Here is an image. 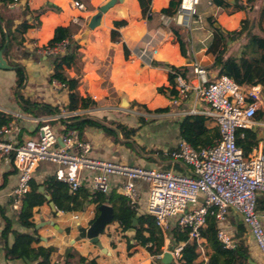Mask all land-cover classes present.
<instances>
[{
  "label": "crops",
  "instance_id": "crops-1",
  "mask_svg": "<svg viewBox=\"0 0 264 264\" xmlns=\"http://www.w3.org/2000/svg\"><path fill=\"white\" fill-rule=\"evenodd\" d=\"M76 1L83 3L87 8L92 6V10L88 11L86 9L82 11L76 8L74 5ZM108 1L20 0L7 6L0 2V13L4 18V28L6 31H11L14 37L10 52L8 55H4L7 63L13 68L11 70L0 69V112L13 116L16 119L15 125L18 129V132L15 136L10 137V140L14 139L18 143H23L27 139L36 138V130H38L39 126L38 120H50L58 136L64 134L65 125L61 119L54 120L55 116L35 117L21 109L16 98V64L21 65L25 69L26 87L23 90L25 97L36 102L52 104L62 109L67 107L69 103L68 91L63 90L60 93H56L50 86V75L54 68L53 59L40 58L36 51L39 47L48 45L58 27H68L75 24L76 19H79V25L85 32L80 34L81 36H78V39L84 37L83 41L87 42L88 46L85 49H81L80 63L78 62V65L68 70V74L80 80L81 93L84 97H91L97 102V106L87 110L76 111L74 112L76 114L68 116L64 120H69L75 116L95 117L107 121L108 125L114 122V124L119 123L128 128H135L137 129L136 135L141 132L143 125L146 124L145 127H148L149 123L150 125L155 124L159 129H164L161 131L162 133L160 132L161 136L159 137L161 144L165 143L162 146L163 148L155 144L152 149L143 150V144L135 141L137 148H134L135 151H133L126 144L116 143L113 137L108 136L103 130L97 128L86 129L82 140L90 143L92 148L91 156L96 159L118 161L117 159L123 156L127 159L128 165H138L152 169L160 167L165 169V167L171 165V170L178 173H183L182 171L186 173L188 167L179 163V166L175 168L177 162L165 155V153L177 148L180 140L179 123L184 117L192 115L211 118V127L217 126V123L208 114V107L200 100H197L193 93L188 94L185 99H179L178 103L174 104L173 100L175 99L160 93L159 88L169 86V75L176 72L171 67L184 69L189 66L187 79L192 84H198L193 65H186L187 58H190L192 62L194 61V65L198 64L200 59L205 61V69H210L213 66V57L206 54L213 38V33L208 31L204 23L209 18L218 20L220 22L219 27L222 26L227 32L239 31L243 21L249 20L247 32L240 39L228 43L230 55L241 56L251 35H258L264 38V33L261 29L264 23L261 24L259 17V9L263 6L264 0H256L253 8L248 7L246 10L241 11H237L234 8L236 0H227L230 5L229 8L218 7L214 3L215 0H199L200 4L196 7L197 17L195 19L197 25L191 26L193 30L191 33V44H189L191 39L185 33L188 40L187 56L182 55L180 46L171 32V26L176 23V17L172 18L160 14L162 9L168 7L171 0H152V10L157 13L158 17L150 22L141 9L139 0H124L123 3L116 4L108 13L103 15L99 27L95 30H89L86 25L90 22L91 17L97 13L100 6ZM238 1L243 5L247 3V0ZM117 22H121L122 25H116ZM24 23H27L31 28L22 34L18 32L17 28ZM113 30L120 34L118 42L112 41ZM247 51L252 52L249 49ZM205 71L211 80L217 78L215 71ZM263 72V67L253 69L255 76H259ZM242 88L245 91L253 88L260 91V99L258 101L253 100L257 104V114L252 125L247 128V130L257 135L258 145L248 156L252 157L264 144V91L260 85L256 87L243 86ZM118 100H120L121 108L117 107ZM124 100L127 101L128 105L131 103H134V105H145L148 111L156 114L150 115V117L157 119L152 122L153 119H147L144 116H140L138 119L134 116L125 117L120 114V109L125 110ZM168 107L170 109L169 112H155L157 109ZM192 109L199 113L190 114ZM64 113L68 114L69 112ZM141 118L144 119V123L140 122ZM113 128L115 127L113 126ZM156 149H159L158 152ZM60 168L63 167L54 163H40L35 170L33 179L43 184L48 177L55 175ZM13 170L14 166L9 160H4L1 163L0 185L3 182L2 176ZM113 180L112 183L115 186L113 190H117L120 193L116 185V179ZM17 182L18 174L16 172L9 176L6 187L0 190V208L14 222L16 231L28 232V230L21 229L16 224L19 211L14 206L12 192ZM42 188L44 191L42 193H45L44 186L40 190ZM261 199V210L259 213L264 226V197H261ZM109 207L113 209L112 205H109ZM56 210V212L53 211L49 201L44 206L35 209L37 230H39L42 244L55 249L54 263L67 264V256L70 254L69 248L71 247L70 242L78 235L77 226L88 227L90 225L89 222L93 219L95 213L94 206H88L85 212L69 214H65L57 208ZM77 216L78 219L76 220L75 217ZM239 222H243L241 215L230 209L223 228L232 237L235 243L234 248H236V241L234 240L237 230L236 225ZM4 226L5 222L0 209V264H26L22 260L6 261L4 255L5 247L13 244L14 237L10 235L7 241L4 239L2 235ZM219 226L218 222V228ZM244 238L249 248V263L252 261L255 264H264L263 255L247 232ZM77 244L73 246L72 251L77 250L79 254L92 258V253L89 252V248L86 245L77 247ZM85 247L87 251L85 249L84 252H81V249ZM172 250L173 248L169 246L166 252L171 253ZM197 251L200 254L198 262L201 264L209 263V258L213 251L205 239L202 240ZM87 252H89L88 255H86ZM163 255L158 256L160 261H156L157 263L155 264H180L175 258L172 261H162ZM70 261H72V264H77L75 259ZM101 264H104L102 260Z\"/></svg>",
  "mask_w": 264,
  "mask_h": 264
},
{
  "label": "built area",
  "instance_id": "built-area-1",
  "mask_svg": "<svg viewBox=\"0 0 264 264\" xmlns=\"http://www.w3.org/2000/svg\"><path fill=\"white\" fill-rule=\"evenodd\" d=\"M19 1L14 0L13 4ZM199 4V0H182L176 23L187 25L196 15ZM74 5L86 10L79 1ZM74 23L80 24L79 19ZM69 44L64 40L53 46L39 47L36 54L40 58L55 59L67 53ZM193 67L198 80L196 85L182 73L173 72L178 92L173 103L193 93L208 107V114L217 123L221 138L214 146L200 150L180 139L175 150L165 153L174 162L188 167L186 174L96 159L91 156L90 143L83 141L76 130L58 136L50 120H38L37 137L19 144L10 140L18 132L14 122L0 131V165L9 160L17 171L18 182L12 192L15 208L21 209L38 165L50 162L63 167L56 171V179L66 183L72 192L87 188L91 192L110 193L115 187L113 179H116L120 193L132 205L140 209L144 205L143 210L156 219L164 235L179 228L188 232L190 240L199 245L207 219L215 213L220 225L219 240L225 249L235 247L232 237L223 228L228 211L232 209L241 215L248 235L264 258V226L257 211L258 197L264 195V144L254 156L247 158L237 145L238 130L249 128L258 111L257 104L249 100L258 101L260 91L256 88L245 91L227 75L211 80L199 64ZM50 86L56 93L67 89L57 80L50 81ZM69 113L55 115L54 120L76 114ZM197 113L195 109L190 111V114ZM183 249V244L173 248V258L179 260Z\"/></svg>",
  "mask_w": 264,
  "mask_h": 264
},
{
  "label": "trees",
  "instance_id": "trees-1",
  "mask_svg": "<svg viewBox=\"0 0 264 264\" xmlns=\"http://www.w3.org/2000/svg\"><path fill=\"white\" fill-rule=\"evenodd\" d=\"M255 1L256 0H247L246 5H243L236 0L234 8L237 11L246 10L248 7L253 8ZM0 2L4 6H7L13 4L14 0H0ZM181 3L182 0H171L168 7L162 9L160 14L172 18L177 17L181 8ZM214 3L221 8L230 7L227 0H215ZM139 4L149 22L158 17L157 13H154L152 10V0H139ZM259 17L261 24L264 23V4L259 9ZM208 21L211 22L213 27V38L208 46L206 54L213 57L214 63L213 66L207 70L215 71L217 77L227 75L242 87H256L260 85L264 91V72L259 76H255L253 73V69L256 67L264 68V38L258 35H251L244 52L241 56L236 57L229 54L228 43L240 39L241 36L247 32L250 23L249 20L243 21L241 29L233 32H227L222 27L216 28L214 26L216 21L213 18H209ZM3 23L4 18L0 13V51H3L4 55H8L14 37L11 31L5 30ZM116 25L119 26L122 25V23L117 22ZM29 28L31 27L27 23H24L17 29L18 32L23 34V32L27 31ZM261 29L264 33V26H262ZM80 30V25L75 24L68 27H58L55 30L54 37L48 43V45L53 46L64 40L70 42L67 53L53 60L54 68L50 75V81L57 80L66 86V90L69 94V103L67 107L62 109L52 104L36 102L25 97L23 95V90L26 87L25 69L21 65L16 64V90L18 91L16 92V98L24 112L35 117H46L60 115L64 112L71 113L87 110L97 106V102L91 97H84L81 93L80 80L68 74V70L78 65L80 52L81 49H83V44L79 43L78 39L74 37ZM171 32L180 46L182 55L187 56L188 40L185 32L182 28L178 27L176 23L171 26ZM119 40L120 34L113 30L112 41L118 42ZM248 49L252 52H248ZM171 68L176 71V73H182L184 77L187 78L189 66H186L184 69H178L176 67ZM159 92L169 96L171 99L178 98V92L175 89V75L173 73L169 75V86L159 88ZM249 101L253 102L252 99ZM142 107L145 108V106ZM169 111V107L155 110L156 113H165ZM15 120L13 116L0 112V131L5 127H9ZM61 121L65 125V132L68 130H76L81 139L86 129L97 128L103 130L108 136L113 137L116 143L121 142L129 147L137 148V144L133 140V136L137 133V129L135 128H128L119 123L114 124V122L108 125L107 121L90 116H75L69 120L61 119ZM211 121V118L201 115L184 117L179 123L180 139L187 141L196 150L214 146L221 138V133L218 126H210ZM140 122L144 123V119L141 118ZM113 126L115 128H113ZM36 132H38V130H36ZM237 145L243 150L244 156L247 158L258 145L257 135L250 130L239 129L237 132ZM160 155L162 156V154ZM178 166L179 163L175 164V168ZM165 169L171 170V165H168ZM16 172L14 168L13 171L2 176L3 182L0 185V190L6 187L9 176ZM182 172L183 174L187 173H184V171ZM30 186L31 190L23 198L16 222L19 228L28 230V232L16 231L14 229V222L9 219L3 212V209L0 208L5 222L2 235L6 241L10 235L14 237L13 244L5 247L4 255L7 262L22 260L26 264H55L53 261L55 249L51 246L46 247L42 244L39 230H37L34 212L35 209L48 203L46 198L47 195L51 197L56 208L65 214L85 212L88 206H94L95 213L93 219L89 222L90 224L100 215V207L103 205H112L114 212L113 222L106 227V230H108V227L112 224L115 225L117 231L126 240L128 251L135 246H139L151 257L156 258L161 255L162 249L167 250L169 247V240L164 237V233L158 227L156 219L150 214H141L139 212L140 208L132 205L131 201L117 190H112L110 193H102L91 192L87 188H81L77 192H72L70 187L66 183L58 181L55 175L48 177L43 184L32 179ZM42 186L45 188V193H42L40 190ZM261 197H264V195L258 197V212L261 210ZM135 219L138 220V223L134 226L133 222ZM130 229L136 231L132 238L126 235ZM236 229V235L234 237L236 248L225 249L223 243L218 238L219 228L215 213L209 215L207 227L202 233V238L208 242L213 251V254L209 258V263L207 264H250L249 248L244 238L247 229L243 222H239L236 225ZM169 234L173 243L172 248L182 244L184 245L181 257L178 260L180 264H201L198 262L200 257L197 251L199 244L196 241L190 240L188 232H182L179 228H175L172 229ZM110 235L111 234H109V236ZM132 242H134V245ZM113 246L116 248V244L113 243ZM71 259L77 260V264H101V259L99 257L94 256L91 258L79 253L76 254L74 251L70 252L67 256L66 263L72 264V261H70Z\"/></svg>",
  "mask_w": 264,
  "mask_h": 264
},
{
  "label": "rangeland",
  "instance_id": "rangeland-1",
  "mask_svg": "<svg viewBox=\"0 0 264 264\" xmlns=\"http://www.w3.org/2000/svg\"><path fill=\"white\" fill-rule=\"evenodd\" d=\"M86 9L88 11L92 10V6H90V8H87V6H86ZM196 17H197L196 15L194 17H191L189 19V22L187 25L180 26L183 29V31L186 33V35L189 37V39H191V33L193 31L191 29V26L197 25L195 23ZM213 19L216 21L215 25L218 23H219L218 25H220V22L218 20H216L215 18H213ZM204 23L206 24L208 31L210 33H213V27H212L211 22L210 21H204ZM76 25H79V24H76ZM220 27H222V26H220ZM82 32H83V29L81 28L80 32L77 35H75L74 37H77L76 39H78L81 36L80 34H83ZM191 42H192V39L189 40V44H191ZM82 44H83L82 45L83 49H85L88 46L87 42H85V41ZM187 59H190V58H187ZM78 62L80 63V60ZM198 64L200 65L201 68L205 69L204 68L205 61L200 59V60H198ZM205 70H207V69H205ZM120 104H121L120 100H118L117 107L121 108L122 106ZM142 106H145V105H139V104L134 105V103H131L130 105L124 107L125 110L120 109V114H123L125 117L134 116L137 119L140 116H144L147 119H153L152 122H154V120L157 118L154 119V117H150V115H153V114L156 115V114L151 113L150 111L147 110V108H143ZM145 125H143V128L139 134L133 136L134 141H136L137 143L141 142V144H143V147H144L143 150L144 149H146V150L152 149L155 144L157 146L163 148L162 146H163V144L165 145V143L161 144L162 142L159 141V137L161 136L160 132L163 131L164 129H159L158 127L155 126V124L150 125V123H149L148 127H145ZM119 144L124 145L121 142ZM130 148L133 151H135V149L133 147H130ZM158 150L159 149H156L157 152H158ZM117 160L118 161H115V162H118L121 164H128L126 162L127 159H125L123 156ZM144 207H145L144 205L141 206L142 209H144ZM68 218H70V217H68ZM109 234H111V235L109 236ZM133 235L134 234H132L131 236H128V237L132 238ZM165 237L169 240V244H170L169 246L171 248L173 246V243H172V239H171L170 234L167 233V235ZM100 241H101L103 247H105L104 249H107V252L104 253L103 250H101L98 246H95L94 244H90L88 241L79 242L77 244V247L79 245L80 246L86 245V247L89 248V252L92 253L91 254L92 257L94 255H95V257H99L103 261L104 264H155V263H157L156 262L157 257L156 258L151 257L149 254H147V252L144 249H142L139 246H135L130 251H128L126 240L120 235V233L116 229V226L113 224L108 227V230H106V232L103 235L100 236ZM113 243L116 244V248L113 246ZM132 244L134 245V242H132ZM86 247L84 249H81V252H84ZM86 251H87V249H86ZM166 251L167 250L162 249L161 256ZM89 252H87L86 255H88ZM74 253L78 254L79 251L74 250ZM82 254H85V253H82Z\"/></svg>",
  "mask_w": 264,
  "mask_h": 264
},
{
  "label": "water",
  "instance_id": "water-1",
  "mask_svg": "<svg viewBox=\"0 0 264 264\" xmlns=\"http://www.w3.org/2000/svg\"><path fill=\"white\" fill-rule=\"evenodd\" d=\"M124 0H109L106 4L100 6L98 8L97 13H95L91 19L90 22L87 24V27L89 30H95L97 27L100 26L102 17L104 14L108 13L116 4L123 3ZM216 28H219V25H215ZM84 37L82 39H78L79 43H84L83 41ZM186 65H193V62L190 59H187ZM13 67L10 66L6 59L4 58V52L0 51V69L2 70H11ZM124 106H128L127 101H123ZM43 191V188L42 190ZM44 192V191H43ZM47 200L49 201V204L53 211H57L54 203L51 201L50 196H46ZM100 215L93 221L92 224H90L88 227H81L77 226V233L78 235L71 240L70 242V248L69 252L73 250V246L79 242L83 241H89V243L97 245L100 249L103 250V252H107L106 249L103 248V245L100 241V236L104 234L106 227L113 222L114 212L113 209L109 207V205H103L100 207ZM139 212L141 214H145V211L140 209ZM138 223V220H134L133 225L135 226ZM134 229H130L126 235L131 236L132 234H135ZM162 261H172L173 256L170 252L164 253L162 257ZM156 261H160L159 257L156 258ZM251 264H255L252 261H250Z\"/></svg>",
  "mask_w": 264,
  "mask_h": 264
},
{
  "label": "bare ground",
  "instance_id": "bare-ground-1",
  "mask_svg": "<svg viewBox=\"0 0 264 264\" xmlns=\"http://www.w3.org/2000/svg\"><path fill=\"white\" fill-rule=\"evenodd\" d=\"M168 250V249H167Z\"/></svg>",
  "mask_w": 264,
  "mask_h": 264
}]
</instances>
